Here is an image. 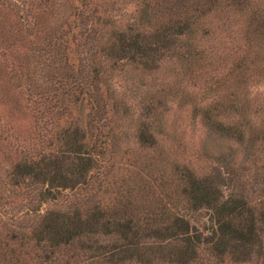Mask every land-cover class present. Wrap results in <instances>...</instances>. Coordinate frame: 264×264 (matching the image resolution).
Segmentation results:
<instances>
[{"label": "trees", "instance_id": "obj_1", "mask_svg": "<svg viewBox=\"0 0 264 264\" xmlns=\"http://www.w3.org/2000/svg\"><path fill=\"white\" fill-rule=\"evenodd\" d=\"M250 2L138 0L136 14L126 24L77 11L78 25L67 24L59 35L47 33L40 48L46 56L41 81L34 82L31 93L59 120H70L57 134L60 150L22 156L10 168L12 188L23 186L26 194L36 191L28 201L36 215L9 219L13 226L0 235V264H264V202H249L241 193L225 194L215 178L198 175L179 161L170 160L160 178L168 205L138 201L131 183L117 187L107 203L99 200V192L110 191L113 184L108 174L114 167L115 145L110 148L108 96H102L98 84L106 85L112 72L128 66L154 74L165 62L189 72L207 52L202 41L212 37L211 18L226 8L243 11ZM89 3L81 0L83 7ZM249 35L264 47V14L256 10ZM76 41L84 49L91 44L82 65L68 57ZM237 66L240 72L245 68L243 61ZM226 82L222 80L220 94L239 97ZM244 104L209 103L199 109L201 120L221 137L241 142L248 130ZM76 109L87 110L85 123L82 113L74 117ZM139 109L130 157L158 168L161 146L152 131L157 109L151 102ZM78 190L85 192L84 198L68 210L39 212L42 203L58 199L62 191ZM10 242L15 246L9 247Z\"/></svg>", "mask_w": 264, "mask_h": 264}, {"label": "rangeland", "instance_id": "obj_2", "mask_svg": "<svg viewBox=\"0 0 264 264\" xmlns=\"http://www.w3.org/2000/svg\"><path fill=\"white\" fill-rule=\"evenodd\" d=\"M137 1L90 0L83 7L81 0H0V235L13 226L9 220L12 215L15 219L24 213L36 215L28 202L36 191L26 194L23 186L12 188L11 166L22 156L36 158L60 150L57 134L70 120H59L31 93L34 82L41 81L46 56L40 48L45 46L47 33L51 30L59 35L67 24L78 25L77 11L108 15L119 25L126 24L136 14ZM232 9L211 18L212 37L202 41L207 52L189 72L182 73L165 62L154 74L128 66L112 72L106 85L98 84L102 96H108L110 148L115 145L114 167L108 174L113 184L110 191L99 192L102 203L114 196L117 187L131 183L138 201L144 198L152 204L161 201L168 205L166 186L160 178L165 177L170 160L188 165L198 175L215 178L225 194L241 193L249 202H264V47L260 49L249 35L252 13L264 14V0H251L243 11ZM74 43L68 57L73 64L82 65L91 44L84 49L79 41ZM241 61L245 68L240 72L237 65ZM240 74L242 83L238 82ZM224 79L239 97L220 94ZM237 100L246 107L248 130L241 142L211 131L199 111L209 103L220 101L226 106ZM145 102L154 103L157 109L152 131L162 147L157 151L158 168L149 163L150 169L144 160L136 162L130 157L139 108ZM86 112L76 109L74 117L82 113L85 123ZM61 193L58 199L42 203L39 212L68 210L85 195L81 190ZM14 246L10 242L9 247Z\"/></svg>", "mask_w": 264, "mask_h": 264}]
</instances>
